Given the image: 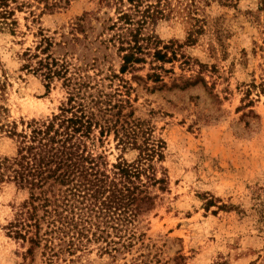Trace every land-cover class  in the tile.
<instances>
[{"label":"rangeland","instance_id":"rangeland-1","mask_svg":"<svg viewBox=\"0 0 264 264\" xmlns=\"http://www.w3.org/2000/svg\"><path fill=\"white\" fill-rule=\"evenodd\" d=\"M45 1L59 5L46 9ZM184 4L170 0L173 12L144 32L176 50V59L161 64L147 58L136 66L139 71L120 74L116 47L88 44L102 19L116 21L113 6L108 9L98 0L9 1L15 34L0 33V104L9 121L19 131L21 121L51 117L66 101L62 81H54L47 92L39 77L21 69L20 55L49 38L53 57H65L71 72L84 71L91 88L86 95L103 92L112 104L128 101L120 122L131 111L127 121H139L151 130L152 140L163 141V159L155 158L152 165L158 178L166 175L167 185L163 192L157 186L152 190L154 209L135 223L143 237L130 251L112 259L91 245L52 263L41 247L26 254L27 240L8 232L28 195L12 184L0 185V264H264V5L259 0L201 1L189 14ZM82 16L95 33L86 30L87 41L75 34L79 42L68 52L62 42L71 41ZM88 53L99 59L94 66H85L79 57ZM152 73L162 82L146 80ZM104 150L109 164L121 155L113 135ZM15 151L12 140L0 139L1 157ZM137 154L127 150L122 157L131 162ZM222 204L233 208L218 210Z\"/></svg>","mask_w":264,"mask_h":264},{"label":"trees","instance_id":"trees-1","mask_svg":"<svg viewBox=\"0 0 264 264\" xmlns=\"http://www.w3.org/2000/svg\"><path fill=\"white\" fill-rule=\"evenodd\" d=\"M9 1L0 0V33L14 35L17 22ZM98 1L108 9L114 7L116 21L111 17L102 19L100 31L88 44L97 43L104 50L116 47L120 74L139 71L136 66L145 65L147 58L152 59L150 63L161 64L176 59V50L169 51L171 47L161 46L155 35L144 33L147 25L173 12L170 0H125L127 6L123 0ZM201 1L214 0H177L180 5L185 3L183 10L189 14L191 7ZM259 2L264 5V0ZM44 3L46 9L59 5ZM87 16L77 19L73 38L62 42L64 50L76 49L79 38L75 34H82L87 41L86 30L95 33ZM106 34L109 37L102 39ZM51 45L49 38H42L34 51L27 48L19 58L23 62L21 69L39 77L47 92L54 81H62L67 97L58 113L21 121L23 127L18 131L17 124L9 121L7 108L0 104V139L12 140L16 148L13 156H0V185L12 184L28 195L6 229L14 238L27 240L26 254L41 247V255L48 263L73 257L91 245H97L100 254L116 259L142 239L135 223L154 209L157 195L152 190L156 186L160 192L166 189V175L158 178L152 165L155 158L162 161L164 143L152 140L151 130L142 128L139 121H127L133 115L131 111L120 122L128 101L112 104L110 95L103 92L86 95L89 86L84 81V71L77 67L76 72H71L65 57L55 58L49 53ZM89 54L79 57L85 66H94L99 59ZM156 69L162 68H151ZM146 80L162 82L155 73L147 74ZM249 92L246 90V95ZM110 135L121 152L113 164L108 163L104 150ZM127 150L138 152L131 162L122 157ZM210 204L211 201L206 202V206ZM231 208L224 204L217 207L222 211Z\"/></svg>","mask_w":264,"mask_h":264}]
</instances>
